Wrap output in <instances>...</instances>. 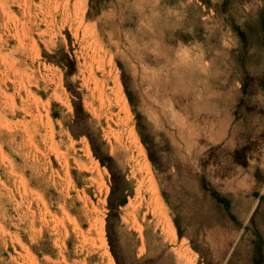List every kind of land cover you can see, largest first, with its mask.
I'll return each mask as SVG.
<instances>
[{"label": "rangeland", "instance_id": "374dc122", "mask_svg": "<svg viewBox=\"0 0 264 264\" xmlns=\"http://www.w3.org/2000/svg\"><path fill=\"white\" fill-rule=\"evenodd\" d=\"M109 263L264 264V0H0V264Z\"/></svg>", "mask_w": 264, "mask_h": 264}, {"label": "bare ground", "instance_id": "6f19581e", "mask_svg": "<svg viewBox=\"0 0 264 264\" xmlns=\"http://www.w3.org/2000/svg\"><path fill=\"white\" fill-rule=\"evenodd\" d=\"M84 1V0H83ZM81 3V2H79ZM73 7V6H72ZM80 7V6H79ZM73 10V9H72ZM78 7L77 6H74V12L75 13H78ZM84 11V9H83ZM82 13V12H81ZM79 16V15H77ZM82 18V17H81ZM79 20V19H78ZM86 28V27H85ZM116 82V81H115ZM121 90V88H120ZM117 93V92H116ZM114 94V93H113ZM119 94V92H118ZM116 95V94H115ZM120 95V94H119ZM118 102L117 104L119 103L120 104V107H121V110L122 112H124L123 110L125 111H128V103H127V100L124 96H116ZM126 114V113H125ZM129 117V116H128ZM128 122V121H127ZM136 141L138 140L137 137L135 136V134H133ZM135 143V142H134ZM132 144V143H131ZM137 144V143H136ZM134 147V146H133ZM137 148V146H136ZM140 151L141 153L144 152L143 151V148L140 146ZM139 151V152H140ZM137 156V155H136ZM143 158V157H142ZM145 159V158H144ZM146 164V163H145ZM140 166V165H139ZM143 166V165H142ZM145 167V166H144ZM138 169V177L137 179H139L138 181V186H139V189L140 191L143 190V192H145V194L147 195V200L146 202H142V203H139L141 205H139L140 207L141 206H144V208H146V210L152 214L154 216V218L156 220H162L163 222V219L166 218V214H165V211H164V207L163 205L161 204V198L160 196L158 195L157 193V190H156V187L155 185L153 184L152 182V179L150 177H148V172H145L142 170V168L140 167H136ZM92 169V168H91ZM145 169V168H144ZM91 172H95V171H92ZM150 173V172H149ZM97 178H99V174H98V171H96V173L94 174ZM95 178V177H94ZM139 199V198H138ZM139 200H137L138 202ZM136 202V203H137ZM137 209V208H136ZM94 211V210H93ZM98 212V211H97ZM95 213V212H93ZM166 224L165 226L167 227V225L170 227L171 229V232H172V235L175 236V233H174V230H173V227L171 226V224L166 220L165 221ZM77 226V225H76ZM78 227V226H77ZM165 229V228H164ZM167 231V230H166ZM75 232H76V229H75ZM77 233V232H76ZM77 235V234H76ZM78 238L81 239V242L84 243L86 245V247H88L87 245H89V248L91 247L92 249L96 250V251H103V254L104 255H107V257H110L111 255H109V250H107V242H106V239H105V233H104V221L102 220V218L99 217V215H96V217L89 223L88 225V228L86 229V231L84 232H80L78 234ZM80 242V244H81ZM92 249H91V252H92ZM94 252V251H93ZM99 254V253H98ZM97 255V253H96ZM100 255V254H99ZM98 255V256H99ZM110 259V258H109ZM101 260V259H99ZM102 261V260H101ZM106 262V260H105ZM97 263V262H96ZM111 264V263H109Z\"/></svg>", "mask_w": 264, "mask_h": 264}]
</instances>
